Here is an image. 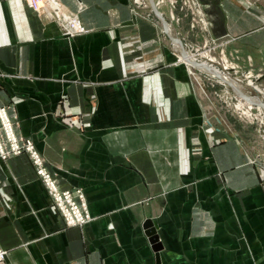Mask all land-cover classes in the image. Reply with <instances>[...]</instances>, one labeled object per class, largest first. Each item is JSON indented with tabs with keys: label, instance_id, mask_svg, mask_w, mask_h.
I'll list each match as a JSON object with an SVG mask.
<instances>
[{
	"label": "crops",
	"instance_id": "1",
	"mask_svg": "<svg viewBox=\"0 0 264 264\" xmlns=\"http://www.w3.org/2000/svg\"><path fill=\"white\" fill-rule=\"evenodd\" d=\"M58 2L89 31L0 0V107L92 220L68 226L31 156H0V264H264L263 129L178 41L264 101V0H154L169 30L151 0Z\"/></svg>",
	"mask_w": 264,
	"mask_h": 264
},
{
	"label": "built area",
	"instance_id": "2",
	"mask_svg": "<svg viewBox=\"0 0 264 264\" xmlns=\"http://www.w3.org/2000/svg\"><path fill=\"white\" fill-rule=\"evenodd\" d=\"M35 11L48 6L50 18L57 21L64 34L73 36L86 33L89 29L75 15L67 14L62 10L58 0H26ZM28 153L37 167V172L48 187L55 206L64 217L68 226H83L92 220L87 197L81 188H61L57 174L49 171L45 166V159L36 149L33 141L18 135L14 122L9 116L6 107H0V156L5 159L11 155ZM7 257V250L0 248V261Z\"/></svg>",
	"mask_w": 264,
	"mask_h": 264
},
{
	"label": "rangeland",
	"instance_id": "3",
	"mask_svg": "<svg viewBox=\"0 0 264 264\" xmlns=\"http://www.w3.org/2000/svg\"><path fill=\"white\" fill-rule=\"evenodd\" d=\"M161 4L163 6V2ZM188 5L194 6V0H188ZM188 9L191 11V8L190 7ZM193 35L195 36V33L194 32H193ZM187 50L189 51L188 52V57L190 59H192V60H195V58H194L196 56L195 55V51L194 50L192 51V50H190L188 48H187ZM200 52L202 54L203 51H200ZM222 56H223V54L221 53L220 58H222ZM201 59H203V58H201ZM223 59H224V57H223ZM206 60L207 59H204L203 61H206ZM205 63L206 64H211L208 61H206ZM222 65H223V63L221 62L217 67L216 66L215 67L218 68L217 70H221L223 73L226 74L227 73V70L224 71L223 69H221V66ZM224 66H226V65H224ZM204 72H205V70H204ZM226 75L228 76L229 74L227 73ZM204 79H205V81L203 83L200 81L201 82L200 87H204V88L215 87V88H217L219 90V93L220 94H223V92H224V94L227 95V91H229L228 89H229V86L230 85L226 84L224 81H221V79L219 77L213 76V79H212L213 81L211 79L207 80L206 77ZM247 81L249 82L250 80H247ZM211 83H214V84H211ZM256 96H258V95H256ZM236 97H238V96H236ZM236 97H235V94H233V92H231V95L229 96V99H228L229 100V103L231 105V109L234 110L235 114L238 117L242 118V119H248V120L255 121V123H257V125L260 124L261 127H262L261 129L264 130V122H263L264 121V111H263V109H261L259 106L255 107L254 104L252 105L250 102H243V100L241 99L242 97L239 98L240 100L238 98H236ZM252 98L255 101H259V100H257L256 97H250V99H252ZM220 102L223 103L222 100H220ZM241 102H243L244 105L246 103L245 106L248 109L247 108H244Z\"/></svg>",
	"mask_w": 264,
	"mask_h": 264
},
{
	"label": "water",
	"instance_id": "4",
	"mask_svg": "<svg viewBox=\"0 0 264 264\" xmlns=\"http://www.w3.org/2000/svg\"><path fill=\"white\" fill-rule=\"evenodd\" d=\"M151 3H152V6L153 8L155 9V11L157 12V14L160 16L161 20L163 21L165 27L167 30H169V24L167 22V20L165 19V17L162 15V13L159 11V9L157 8L154 0H151ZM173 38V37H172ZM179 43L181 44L182 46V53H183V56L184 57H187L188 56V50L187 48L184 46V44L182 43V41L180 39H178ZM192 62V61H191ZM193 65L195 66H199V67H203V66H206V67H209L205 62H198V61H194L192 62ZM211 67V66H210ZM216 76L219 77V78H222L224 79L220 73H218V71L215 72ZM227 84H229L230 86H232L242 97H246L248 100H251L250 99V96L245 94L237 85H235L234 83H230V82H227ZM253 101L256 105L262 107L264 109V101L263 100H259V101H255V100H251ZM263 134H264V130H263Z\"/></svg>",
	"mask_w": 264,
	"mask_h": 264
},
{
	"label": "bare ground",
	"instance_id": "5",
	"mask_svg": "<svg viewBox=\"0 0 264 264\" xmlns=\"http://www.w3.org/2000/svg\"><path fill=\"white\" fill-rule=\"evenodd\" d=\"M179 44V43H178ZM183 56V55H182ZM184 57V56H183ZM184 59L188 62V63H190L191 65L193 64L192 62H194L195 60H192V59H190L188 56L187 57H184ZM192 61V62H191ZM209 67H206V66H203L202 68L205 70V71H208L209 73H211L212 75H215L216 73V71H218V73H220V75L224 78V79H222V78H220L221 79V81H224L226 84H227V82H230V83H234L235 85H236V82H235V80H233L232 78H230V77H228L225 73H223L221 70H217L218 68H216V67H212L211 66V64H207ZM211 66V67H210ZM239 94V93H238ZM240 95V94H239ZM241 96V95H240ZM242 97V96H241ZM245 97V96H244ZM246 98V97H245ZM251 100H253V99H251ZM250 100V101H251ZM253 102V101H252ZM260 107V106H259ZM251 108V107H250ZM261 109H263L262 107H261ZM264 110V109H263Z\"/></svg>",
	"mask_w": 264,
	"mask_h": 264
}]
</instances>
